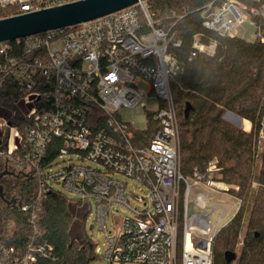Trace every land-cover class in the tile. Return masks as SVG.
Returning a JSON list of instances; mask_svg holds the SVG:
<instances>
[{"label": "built area", "instance_id": "obj_1", "mask_svg": "<svg viewBox=\"0 0 264 264\" xmlns=\"http://www.w3.org/2000/svg\"><path fill=\"white\" fill-rule=\"evenodd\" d=\"M74 1L0 0V12L12 9L0 18ZM199 12L202 26L220 36L240 38L238 29L249 24L264 43V0H211ZM189 13L173 9L155 19L147 0H140L90 21L0 43V100L7 98L0 102V171L38 181L32 207L20 206L30 211L29 232L25 238L18 229L0 235V264H65L37 223L43 199L56 185L95 209L105 234V264H213L226 209L212 228V211H191V195L194 205L207 209V189L226 194L229 186L216 159L183 175L170 86L181 68L175 27ZM214 51L195 34L189 59ZM152 97L158 104L150 118L158 126L149 143L139 145L134 120L122 110L146 107L143 101ZM119 174L146 192L134 197ZM132 198L143 209L132 206ZM113 205L132 216L112 213L110 228Z\"/></svg>", "mask_w": 264, "mask_h": 264}, {"label": "trees", "instance_id": "obj_2", "mask_svg": "<svg viewBox=\"0 0 264 264\" xmlns=\"http://www.w3.org/2000/svg\"><path fill=\"white\" fill-rule=\"evenodd\" d=\"M209 1L154 0V4H149L155 19L166 10H190L175 27L181 44L173 50L181 68L170 81L179 120L181 171L186 177L192 176L195 168L204 170L209 161L216 159L222 181L239 186L238 192L229 190L237 198H245L244 207L249 197H253L252 215L240 254L236 245L243 227L244 207L217 234L213 264H264V163L259 174L254 175L258 136L264 131V43L259 39L250 42L224 37L204 28L199 9ZM11 12L12 9H7L0 14L6 16ZM262 31L264 35V22ZM195 34L205 44L217 41L213 55L189 59ZM187 104H190L188 115ZM226 111L246 118L243 120L252 124L251 131L226 121L223 118ZM149 125L148 129L137 131L139 145L148 144L158 126L151 118ZM252 179L259 184L257 190L252 188ZM37 183L35 176L20 178L12 189L18 206L3 208L2 213L9 211L11 219L16 221L22 238L29 232L30 211H23L20 206L32 207ZM90 212L89 202L68 199L57 189L49 191L43 199L37 223L44 240L54 245L62 263L90 264L95 259V244L85 232Z\"/></svg>", "mask_w": 264, "mask_h": 264}, {"label": "rangeland", "instance_id": "obj_3", "mask_svg": "<svg viewBox=\"0 0 264 264\" xmlns=\"http://www.w3.org/2000/svg\"><path fill=\"white\" fill-rule=\"evenodd\" d=\"M148 4H154V0H147ZM180 9V8H178ZM168 14V11L162 12L161 17L158 19H163L166 15ZM168 22H165V25H167ZM238 37L244 38L247 41H255L257 39V33L256 29L252 27L249 24H245L244 26H241L238 29ZM207 45L211 46H217V41L211 40ZM212 49V48H211ZM215 53V51H214ZM146 104V107L141 105H136L132 108H124L122 111L125 115V118H128L130 120H134V127L136 130L141 131V130H146L150 127V116H152L153 111L156 109L157 104H158V99L155 97L152 98H147L143 101ZM223 118L233 124L234 126L241 128L242 130L249 132L252 129V124L251 126L239 115L235 114L232 111H226L223 114ZM241 118V123H239V119ZM258 155L256 157V160L254 161V166H255V172L254 175L259 174L260 169L264 163V155H263V150H264V131L261 130L258 136ZM92 165V164H91ZM60 165H57L55 167H59ZM222 176V175H221ZM117 177L121 178L124 181H127V190L129 193H133L134 197L135 196H142L146 192V188L139 184L137 181L134 179H128L124 177L123 175L119 174ZM20 178L14 179V184L18 183ZM224 184H227L229 186L230 190H234L235 192H238L239 186L234 185V184H228L224 182ZM56 189L61 192L66 198L68 199H78L79 196L75 193H72L66 189L63 188L61 185H56ZM259 187L258 182L255 179H252V188L254 190H257ZM208 192L210 193V204H208L207 209H203L200 207H197L194 205L193 202V193L191 195V205H190V210L191 211H200V212H209L212 211V214L210 216V224L211 227L213 228L217 223L219 218L223 215V209L224 207L226 209V214L224 215L220 226L225 225L231 221V219L238 213L240 208L243 209L244 203H245V198L240 197L237 198V195L234 191H228L226 194H220L216 193L214 191H211L210 189H207ZM238 200H241V204L239 209L237 208V202ZM132 206L136 207L137 209H143V205L139 202H137L136 199L132 198L130 201ZM239 204V203H238ZM213 206H220L218 210H213ZM242 206V207H241ZM252 208H253V197H249L248 201H246L244 210H243V227L238 239V243L236 245V252L239 255L241 252V248L243 245V240H244V235L247 230V225L248 221L252 215ZM6 214L1 213L0 215V235L1 236H7L9 235L13 230L18 229V225L15 220H12L10 217L9 211H5ZM112 213H115L117 216H132V212L123 206L120 205H113L111 208V215L109 219V227L112 228L114 219ZM235 214V215H234ZM227 224L225 226H227ZM85 232L88 234V236L92 239L93 243L95 244V250L97 251L96 257L94 260H90V264H105L103 258H102V253L104 250V243H105V234L103 230H100L96 219H95V209L92 208L90 215L88 216L86 223H85ZM114 264H121V263H114ZM236 264V262L234 263Z\"/></svg>", "mask_w": 264, "mask_h": 264}, {"label": "water", "instance_id": "obj_4", "mask_svg": "<svg viewBox=\"0 0 264 264\" xmlns=\"http://www.w3.org/2000/svg\"><path fill=\"white\" fill-rule=\"evenodd\" d=\"M140 0H78L41 10L0 18V43L23 39L27 36L46 31L69 27L90 21L104 15L116 12ZM190 104L185 108L188 115ZM241 123V118L238 121ZM13 173L4 171L1 178ZM0 200L8 206L16 207L17 198L7 199L4 186L0 183Z\"/></svg>", "mask_w": 264, "mask_h": 264}, {"label": "flooded vegetation", "instance_id": "obj_5", "mask_svg": "<svg viewBox=\"0 0 264 264\" xmlns=\"http://www.w3.org/2000/svg\"><path fill=\"white\" fill-rule=\"evenodd\" d=\"M0 173H2V172L0 171ZM16 178H18V177H16ZM14 179H15V176L10 175V174H6L0 180V183H2L4 186L5 196L7 199H9L13 195L12 189H13V185L15 182ZM6 205L7 204L5 202L0 200V215L3 212L4 206H6Z\"/></svg>", "mask_w": 264, "mask_h": 264}]
</instances>
